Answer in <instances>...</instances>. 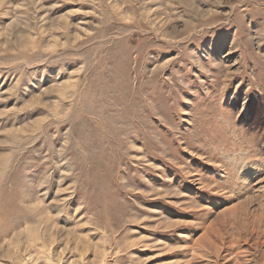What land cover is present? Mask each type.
Returning <instances> with one entry per match:
<instances>
[{
	"label": "rangeland",
	"instance_id": "1",
	"mask_svg": "<svg viewBox=\"0 0 264 264\" xmlns=\"http://www.w3.org/2000/svg\"><path fill=\"white\" fill-rule=\"evenodd\" d=\"M0 264H264V0H0Z\"/></svg>",
	"mask_w": 264,
	"mask_h": 264
}]
</instances>
